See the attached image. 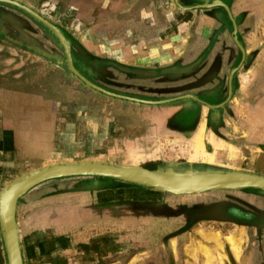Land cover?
<instances>
[{"label":"rangeland","instance_id":"rangeland-1","mask_svg":"<svg viewBox=\"0 0 264 264\" xmlns=\"http://www.w3.org/2000/svg\"><path fill=\"white\" fill-rule=\"evenodd\" d=\"M11 1L64 34L72 65L100 89L70 68L48 26L0 1V194L36 170L80 161L264 176V0ZM162 40L171 49L148 63V42ZM183 108L196 114L187 134L166 130ZM199 123L205 153L192 158ZM225 211L253 226L202 218ZM15 219L23 264H264L256 187L174 194L60 177L19 197Z\"/></svg>","mask_w":264,"mask_h":264},{"label":"water","instance_id":"water-1","mask_svg":"<svg viewBox=\"0 0 264 264\" xmlns=\"http://www.w3.org/2000/svg\"><path fill=\"white\" fill-rule=\"evenodd\" d=\"M6 2H12L10 0H0ZM18 6L23 8L24 10L31 13L34 17L48 26L59 38V40L64 44L66 54L69 58V66L70 68L82 79H84L88 84L92 87L100 89V87L96 86L89 80H86L72 65L70 59V51L69 44L65 41L64 37L60 34L59 30L49 21L38 15L36 12L31 10L30 8L20 5ZM149 104H156L159 102L148 101ZM83 163H102V162H93V161H80V162H72V163H60L54 164L48 167L41 168L29 174L28 176L20 179L19 181L12 184L10 187L4 189L0 194V222L3 219L4 214V205L3 199L5 195L12 190H16L17 193L14 195L12 199V203L8 212V219H10L12 230L14 234V240L16 243V251L18 255V262L22 264V258L20 254L21 246L18 235V228L15 219L16 212V204L19 197H21L28 189L33 187L34 185L43 182L48 179L60 178V177H68V176H102V177H111L114 179H119L131 183H135L138 185L150 187L156 190L168 191L174 194H182V193H200L208 190H218V189H235V188H244V187H256L264 189V179L261 177H250L248 175H240V174H250L238 171H225V172H202L195 173L193 171L186 172H175L170 168H167L163 171L158 170H150L144 167L139 166H124V165H116L123 167V173L120 169L116 167H107L104 165L98 166H89L87 168L82 169V166H86ZM63 164H73V166H64ZM107 164V163H103ZM60 165V166H56ZM113 165V164H109ZM71 167L72 169H68ZM95 167V168H93ZM60 168L58 171H54V169ZM40 175V176H39ZM251 175V174H250ZM256 175V174H252ZM39 176V177H38ZM244 176V177H240ZM257 176V175H256ZM262 176V175H260ZM37 177V178H36ZM239 177V178H238ZM161 179V182H158V179ZM245 178H254V180H247ZM220 179L214 183H208L206 180ZM28 181L26 185L24 182ZM22 186V187H20ZM20 188V189H19Z\"/></svg>","mask_w":264,"mask_h":264},{"label":"bare ground","instance_id":"bare-ground-1","mask_svg":"<svg viewBox=\"0 0 264 264\" xmlns=\"http://www.w3.org/2000/svg\"><path fill=\"white\" fill-rule=\"evenodd\" d=\"M226 7V6H225ZM201 122V121H200ZM203 122V121H202ZM160 125V123H159ZM200 128L196 131V133L194 134V136L192 137L191 140H193V147H194V151H195V155L192 157L194 158L196 155H204V150H203V145H202V133H203V125H200ZM156 127V126H155ZM213 135V134H212ZM215 139V138H214ZM209 141V140H208ZM216 141V140H215ZM218 141V140H217ZM216 141V142H217ZM222 141V140H221ZM210 142V141H209ZM220 142V141H219ZM223 142V141H222ZM224 143V142H223ZM152 151V150H151ZM150 152V151H148ZM141 154V153H140ZM151 155V154H150ZM133 156V155H132ZM192 156V155H191ZM128 157V156H127ZM133 159L135 160V156H133ZM191 162V161H190ZM192 163V162H191ZM86 166H82L81 168H87L89 166H98V165H104L107 167H116V168H121L120 170L123 172L124 170L122 169L123 167L121 166H116V165H109V164H103V163H83ZM64 166H73V164H63ZM56 166H60V165H56ZM173 166V165H172ZM95 168V167H93ZM68 169H72L71 167H69ZM60 170V168H56L54 169V171H58ZM61 171V170H60ZM126 173V172H123ZM240 175H248L250 177H261L264 179V176H260V175H250V174H240ZM40 176V175H39ZM38 176V177H39ZM240 177H244V176H240ZM37 178V177H36ZM239 178V177H238ZM247 180H254V178H245ZM220 179H213V180H206V182L208 181V183H214L216 181H219ZM257 181V180H254ZM158 182H161V179H158ZM28 183V181L24 182V184H22L23 186L26 185ZM22 187V186H20ZM18 189V188H17ZM12 190L11 192L7 193L3 199V205H4V214H3V219L0 222V234L2 237V242H3V248L5 251V257H6V264H19L18 262V255H17V251H16V243L14 240V234H13V230H12V225L10 222V219H8V212H9V208L10 205L12 203V199L14 198V195L17 193L18 190ZM20 189V188H19ZM20 254H21V258H22V253L20 250ZM22 264H23V259H22Z\"/></svg>","mask_w":264,"mask_h":264},{"label":"flooded vegetation","instance_id":"flooded-vegetation-1","mask_svg":"<svg viewBox=\"0 0 264 264\" xmlns=\"http://www.w3.org/2000/svg\"><path fill=\"white\" fill-rule=\"evenodd\" d=\"M10 3L17 4V2H15V1H12ZM60 34L64 37L65 41L68 42L66 36L64 34H62L61 32H60ZM181 96H184V95H181ZM181 96L177 95L175 100H178V99H183L184 100L185 98H179ZM172 99H174V98H172ZM198 100H200V99H198ZM205 103H208V101H206L205 99H204V101L203 100L199 101V104H205ZM210 104H212V103H210ZM195 117H196L195 113L191 114V112H189V110L186 112V108H183L182 110H180V112L177 113V115L174 118H172V121L174 123H172V124L170 123L171 125L169 124L170 126L166 130H170L171 129L172 131H176V132H178L180 134L181 133L182 134H187V131L189 130L187 125H188V123L190 121L195 120ZM217 117H218V115L215 114V120H216ZM144 167L148 168V165L146 164ZM164 169H165V167H164ZM172 169L176 170L175 167L174 168L172 167ZM192 169H194V167ZM202 218L203 219H208V220H216V221L219 220V221H223V222L233 223L237 227L248 228L250 226H253L252 223H250L248 221V219H247L248 218V214H242V213L240 215V214H233V213H231L229 211L228 212L225 211L221 215H216V216H211V217L203 216ZM200 220H202V219H200Z\"/></svg>","mask_w":264,"mask_h":264},{"label":"crops","instance_id":"crops-1","mask_svg":"<svg viewBox=\"0 0 264 264\" xmlns=\"http://www.w3.org/2000/svg\"><path fill=\"white\" fill-rule=\"evenodd\" d=\"M179 37H181V35H179ZM168 38L169 40L172 39V36L171 35H168ZM149 39V38H148ZM163 41L164 43H162L161 41L158 42L157 44L155 43H149L148 42V63H152V62H156V60H162L163 58H160L158 53L164 51V49L166 48L165 51L171 49L172 47V44H170V41ZM149 114V113H148ZM153 162H156V160H149L147 162V165H148V168L147 169H150V170H158V171H163L165 169H167L168 167H166L164 169V165L162 166L159 162L158 163H153ZM149 163H153L152 165L149 164ZM161 166V167H160ZM172 169V168H170ZM173 170V169H172ZM174 171V170H173ZM229 234L231 235L232 234V231H229ZM228 234H224V237L223 239H220V243H224L225 245L227 244H230L229 241H228V237L230 236ZM232 237V236H231ZM212 264H218L217 262L215 263H212ZM221 264V263H220ZM240 264H246L245 261L244 262H241Z\"/></svg>","mask_w":264,"mask_h":264},{"label":"trees","instance_id":"trees-1","mask_svg":"<svg viewBox=\"0 0 264 264\" xmlns=\"http://www.w3.org/2000/svg\"><path fill=\"white\" fill-rule=\"evenodd\" d=\"M153 163H158V162H153ZM153 163H149V164H151V165H152Z\"/></svg>","mask_w":264,"mask_h":264}]
</instances>
